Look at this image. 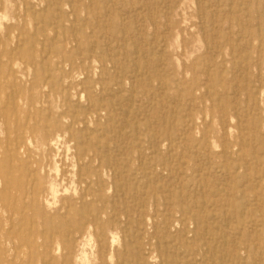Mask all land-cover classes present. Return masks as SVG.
<instances>
[{"label":"bare ground","instance_id":"1","mask_svg":"<svg viewBox=\"0 0 264 264\" xmlns=\"http://www.w3.org/2000/svg\"><path fill=\"white\" fill-rule=\"evenodd\" d=\"M77 1L66 3L68 11L63 17L54 16L51 12L38 17V11L27 7L25 13L32 23L33 31L27 32L22 24L15 35L18 43L25 41L28 45L23 48L25 50L19 45L15 46V52L28 60L27 71L33 74V85L41 82L48 91L49 102L39 109L31 108L28 118L17 123L12 139L5 137L0 140V264H264V249L257 258L247 255L245 243L236 238L239 235L236 233L237 228L234 231L236 234H233L234 240H227L220 234V229L214 226V221L218 219L227 223L232 219L244 220L240 211L226 210L222 188L212 190L205 183V188H201L205 193L203 197L192 196L182 189L171 191V195L156 190L157 181L151 177L161 170H167L163 160L157 156L158 149L164 145L170 148L178 137L173 135L175 128L170 123L167 126L163 121H158L156 130L152 131L147 117L118 120L113 113L115 105L111 101L104 104L95 96L96 92L108 91L110 82L121 89L130 80L128 83L132 90L143 89L145 92H142L147 96L145 99L149 100L152 96L147 90L151 82L149 79L158 77L164 78L156 86L164 93L165 100L175 99L176 94L173 93L178 92L194 105L200 104L204 97L214 101L211 91L216 86L211 84L199 87L203 92L201 96H195L197 78L204 77L217 84L223 82V49H234L232 31L226 36L221 33L220 26H215L211 21L209 30L205 23L199 24L198 32L202 33L197 45L199 47L196 48L192 40H185L178 50L180 53L177 57H183L181 73L192 74L191 81L183 83L167 75L168 63H164L160 69L153 68L154 64L157 66L166 60V41L161 39L158 43L154 41L155 45H143V39L146 38H143L144 32L140 27L145 22L140 19L155 26L156 7L164 4L162 12L167 19H164V23L166 21L170 30L168 32H171L169 24L173 17L174 33L178 37L186 28L182 16L186 0H177L171 5L166 4L167 1L126 0L122 10L129 19L121 25L110 19L113 12L107 14L114 7L112 0ZM204 1L195 0L197 15L202 20L207 18ZM64 2L62 0L59 5ZM144 11L149 15L142 17ZM82 14L91 16L86 18ZM95 14L97 17L103 15L105 24L95 21ZM134 19L143 24H134ZM3 22L4 16L0 14V28ZM229 25H237L236 19ZM238 27L240 31L236 30L234 37L239 47H250V41L255 40L258 46L264 48L262 30L253 29L246 22ZM48 32L53 34L52 38H47ZM116 33L122 37L118 39L119 42L130 44V55L138 60L133 62L132 67L125 62L119 64L109 54V49L102 50L99 44L101 38ZM6 34L9 38V31ZM221 35L222 41H218ZM44 40L47 43L39 50L40 57L44 60L53 59L52 67L40 66L32 59L35 47ZM263 54L264 51L260 55ZM154 58L157 59L154 64L145 62ZM242 64L246 74L250 65H258L256 60L249 61V56L244 57ZM17 65L15 62L11 69ZM252 83L245 92L246 100L240 113L235 111L234 114L241 118L236 127L238 131H243L245 126L253 134L252 139L258 142L251 157L255 166L264 168V82L254 80ZM72 90L76 93L74 98L70 96ZM80 93L86 97L84 107H79ZM34 103L33 97L27 98L29 107H33ZM51 103L57 105L53 107ZM162 103L160 100L157 106ZM188 110L191 119L194 115L191 109ZM233 110L223 106L218 112L226 118L232 116ZM101 119L104 124L100 122ZM224 127L225 123L223 130L229 135L228 127ZM241 137H237L235 143L239 150L245 147ZM119 138L124 140L121 147L114 141ZM187 142L196 153H200V149H207L208 145L205 136L199 143L192 139ZM119 148L122 149L121 154ZM207 155L212 154L208 151ZM218 156L223 175L235 179L240 177L253 191L264 182V175L259 172L252 176L243 175L245 166L238 160V152L232 150L230 145L223 146L212 158ZM207 167L209 171V164ZM121 177L133 185L121 182ZM229 189L235 200L245 201L243 191ZM263 197L262 194V199H258L262 202ZM189 199H192L191 202ZM187 200L189 203L185 205ZM148 205L153 208L151 216L145 211ZM133 212L138 213L137 218L131 215ZM2 213H6L3 219ZM121 214L126 219L122 220ZM147 225L152 229L151 234L146 231ZM107 229L110 234L115 230L120 232L121 240L114 234L108 235L109 238L104 237L103 231ZM173 229H176V235H170ZM208 230H211L212 235L208 234ZM176 236L179 240H176ZM152 239L155 240L154 244L150 242ZM216 240L218 245L215 244ZM258 241V235L254 233L252 242ZM152 249L157 254L156 259L151 256Z\"/></svg>","mask_w":264,"mask_h":264},{"label":"rangeland","instance_id":"2","mask_svg":"<svg viewBox=\"0 0 264 264\" xmlns=\"http://www.w3.org/2000/svg\"><path fill=\"white\" fill-rule=\"evenodd\" d=\"M124 1L126 0H112V4L114 5V7L111 11L107 13L109 14L110 12H113V15L110 19L114 21V23H119L120 25L126 23L129 19L128 14L124 13V11L122 10V5ZM157 1L158 3H163L167 1L166 4L169 5L170 3L171 5L177 0ZM48 2L49 0H0V14L4 16V22L2 27L0 28V140L4 139L5 137L12 139L15 134L17 123L24 121L26 118H28V115H30V109H39L43 106H46L49 102V98L47 97L48 91L47 89L43 88L41 82L38 81V83L33 85V74L32 72L27 71L28 60H26L25 56L20 55L17 51L15 52V49L18 45L19 47H22V49L28 46L25 41L18 43L17 39L15 38V35L20 30V26L23 24L27 32L33 31L32 23L26 17L25 10L27 7H32L34 11H38L36 12L38 17L50 14L49 12H51L54 16L63 17L68 11V5L66 3H76L78 1L63 0L64 3L62 5H59L62 0H51L50 3ZM195 3V0L185 1L182 16L185 19L186 28L184 30V33L178 37L174 33L176 28L174 27L175 19L173 17L170 18L171 23L169 24V29H171V32H168L170 30H168L167 24H165L167 19L164 18V13L162 12L164 10V4H161V7L160 5L156 7V11L158 12L156 14L157 20L155 19V26H152L149 22H146L145 20H143V18H141L140 20L143 21V23L145 22L144 24L139 21L136 22V19H134V24L136 23L137 25L138 22L139 24H143V27H140L142 32H144L143 38H146L143 39V45H155L161 39H164L166 41V60L162 61V64H159L157 66L154 64L157 60L156 58L145 62H148L149 64H154V69H160L161 67H164V63H168L166 67L167 75L169 77H176L183 83L190 82L192 79V74L190 72L183 71L181 73L183 57H177V55L180 53L178 50L181 49V44L185 40H192L196 48L199 47L197 45H199V39L202 36V33L198 32L199 24L201 22H203V24L205 23L204 25L209 26L207 27V29L209 30L211 29L209 24V22L211 21L215 26H220L219 29L221 30V33L226 36L229 32L232 31L233 35L231 36V38L232 40H234V42H232L234 44V49L230 51L227 50V48H222L224 54L222 57L224 59V66L223 70H221V75L222 77H224L222 78L223 82H220L221 84H217L216 82L213 83L207 81L204 77L197 78L196 83L198 85V88L196 89V91H194L195 96L199 97L203 92L202 89H199V87H201L202 85L211 84L213 86H216V88L211 91L213 93L211 99L213 98L214 101H210L209 99L204 97L203 99H201L202 101L200 104L194 105L193 103H191V101H187V99L178 92L173 93L176 94L175 99L169 100L166 98L165 100L164 93L160 91L156 86V83L158 81L164 80V78L158 77H153L149 79L152 82H150L149 88L147 89L152 95L149 100L145 99L147 96L145 93H143L145 92L143 89H140L143 92L139 90L135 91L134 89V91L132 90V87H130V83H128V81L130 80H127L124 86L121 87V89L116 88L113 85V82H110L107 85L108 91L96 92L95 96L97 100L101 101L104 104L108 101H111V103L115 105L113 108V113L118 117V120L130 119L131 117H136L138 119H143L147 117V119L151 123L150 130L152 131L156 130V123L158 121H163L167 124V126H169L168 123H170V126H173V128H175L173 131V135H178V137L173 142L170 148L164 145L158 149V153H160V155L157 153V156L163 160V164L166 165L167 170H161L155 173L153 177H151V179L157 181L155 183V185H157L156 190L162 192L165 195H171V191H180L182 189L183 191H186L192 196L203 197V194L205 195V193H203L201 188H205L203 185L205 183L209 185V187H212V190L216 188H222L221 191H223L222 196L225 200L224 206L226 210H228L229 212H231V210L233 209H236L238 212L240 211L241 213H239L241 215L243 214L242 217L244 218V220L236 221V219H232L230 222H228V224L226 221L218 219L214 221V226L220 229V234L226 237L227 240L233 239V234L238 233L239 237L237 236L236 238H239V240L241 239L242 242L245 243L247 247V255L257 258L258 254L262 253V249H264V230L262 231V229H264V201L262 200L261 202V200L258 199L262 197V194L264 195V182L261 183L260 187L254 189L253 191L250 189V186H246L244 184L243 180H240V177L239 179H235L232 176L223 175L221 173L220 157L218 156L215 159L212 157L215 156V154L219 153L223 146L230 145V148L232 150L238 152V160H241L242 164L245 166L246 171L242 170L243 175L247 174L249 176H252L255 175V173L257 172H259L260 175H264V168L255 166L251 157V152H253L257 148L258 142L256 141V139H252L253 134L249 132V130L245 126L243 131H238L236 127L238 126V121H240L241 118L234 114L235 111L240 113V108L244 106L246 100L245 92L253 85L252 81L256 80L264 82V54L260 55L261 52L263 53L264 48L258 46L255 40L250 41L252 42V44H250V47L241 48L239 47V42H237L236 38L234 37V32H236V30L240 31V28L238 26L242 22L249 23L253 27V29L262 30L264 32V0H206L204 1V5H206L204 6L205 14L207 16L205 20L200 19L201 17L197 15V3ZM172 9L176 11L175 8ZM146 13V11L142 12V17H146L147 15H149ZM23 15L25 17H23ZM213 15L215 16L213 17ZM82 16L87 18L88 16H91V14H82ZM94 17H96L95 21L100 22L101 24H105L106 18L103 15L97 17L95 14ZM164 19L166 20L165 23ZM235 19L237 25H232L231 27L229 23ZM162 25L165 27V29ZM7 27L9 28V30H6ZM8 31L10 36L9 38H7L6 34ZM52 36L53 34L51 32H48L47 38H52ZM110 36L108 38H101V41L99 40V44L102 45V50L106 51L109 49V54L114 56L115 60L119 64H123L125 62L128 64V66L130 65V67H132V65L138 60L137 58L133 59L130 55V44L125 43V46L122 41H118L119 38H122L120 33H116V35H113L111 37ZM152 38L154 39L152 40ZM221 38H223L222 35L217 40L222 41ZM154 41H156V43ZM46 43L47 41L44 40L43 42H41V45L35 47L36 51L32 54V59L34 63L40 66L46 67L50 65L52 67L54 61L53 59L48 58L47 60H44L40 57L39 50L42 49V47H44ZM194 50L196 51L197 49L194 48ZM257 52L260 54H258ZM154 54L155 56L157 55L156 53ZM245 56H249V61L256 60L258 63V65L255 67L253 65H250L247 74L243 71L244 64H242V60ZM177 61H179V63ZM15 62H17L18 65L16 66V68L11 69L12 65ZM144 77L147 78V75L145 74ZM236 92L238 93L237 96ZM15 93L17 95H15ZM71 93V98H74L73 96H75L76 94L75 91L72 90ZM81 95L82 93L79 94V107H84V105L86 104V97H84V95ZM28 97L34 98L35 103L33 107L28 106ZM216 97H218L217 100ZM18 100L20 101V103L18 102ZM160 100H162L163 103L160 106H157V103ZM212 102L214 103L211 104ZM11 103H13V107L11 106ZM51 104L54 105L53 107L57 105V103ZM169 106L171 107V110H169ZM223 106H227L230 109H234L232 111V116L226 118H223L221 116L218 111L219 108ZM3 107H6V110H4ZM118 107L120 108L118 109ZM188 108L192 110L191 113L192 115H194L191 119L188 116ZM155 110L157 111L156 114L154 112ZM8 114L10 116L7 117ZM100 122L102 123L104 122V120L101 119ZM224 123L226 125V128H224L227 129L228 127L229 135H227L223 130ZM189 125H191V128L189 127ZM240 135L243 136L241 137V139L245 142V147L241 150H239V148H237L235 144L236 140H238L237 137H240ZM204 136L205 141L208 143V150L200 149V153L192 151L187 141L192 139L199 143ZM114 141L116 142L118 147H121L122 143L124 142V140L120 138ZM184 147L187 149H185ZM189 151H191V155H189L190 153L187 154ZM208 151H210L212 155H207ZM248 151L250 152L248 153ZM119 153H122L121 148H119ZM165 160L167 162H165ZM196 160L198 162H196ZM208 164L210 166L209 171L207 167ZM206 173L208 174L205 175ZM121 180V182H126V184L128 183L127 185L129 186L133 185L130 182L124 181L125 179L123 177H121ZM201 180L205 181L201 183ZM239 180L240 182H238ZM214 181H216V183H214ZM229 187H231V189L243 191V195L244 197H246L245 201L243 202L235 200V198L231 196L232 192L230 191ZM255 194L256 197H254ZM257 195L261 197H258ZM190 200L192 199H189V201ZM189 201L187 200V203L185 202V205H187ZM147 207L148 208L145 211H147V213L151 216L153 208L150 205H148ZM131 215L134 218L138 217L137 212H133ZM121 216L122 220L126 219L123 214H121ZM1 217L2 219L5 218L6 213H2ZM224 228L226 229L224 230ZM236 228L237 232L235 233L234 231H236ZM175 230L176 229H173L170 235H176V233L174 232ZM146 231L148 232V234L152 233V229L149 225L146 226ZM103 232L104 237L106 236V238H109L108 235L114 234L118 237L119 240H121L122 234L116 230L112 231L113 233L111 234L109 229L104 230ZM228 232L230 233L228 234ZM253 232L258 235V242H252L254 236ZM208 234L212 235L211 230H208ZM175 238L176 240H179L178 236H176ZM144 241L147 242V239H144ZM150 242L154 244L155 240L152 239L150 240ZM215 244L218 245L219 242L216 240ZM153 250L154 249H152L151 251V256L156 259L157 254L153 252ZM168 251L171 252V249H168ZM219 251L220 253H224L222 250Z\"/></svg>","mask_w":264,"mask_h":264}]
</instances>
